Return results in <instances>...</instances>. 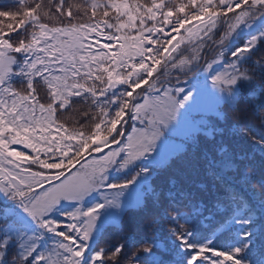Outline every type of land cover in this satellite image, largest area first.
Wrapping results in <instances>:
<instances>
[{
	"label": "snow or ice",
	"instance_id": "snow-or-ice-1",
	"mask_svg": "<svg viewBox=\"0 0 264 264\" xmlns=\"http://www.w3.org/2000/svg\"><path fill=\"white\" fill-rule=\"evenodd\" d=\"M13 3L14 8H0V264H166L157 258V251L181 257L171 264H264V255L250 259L256 247L253 237L258 235L253 217L259 211L264 219V193L259 194L258 207L235 193H226L230 218L226 216L219 228L227 225L231 232L232 226L238 227L223 246L214 238L218 229L208 234L185 227L190 217L179 212L184 201L194 215L210 210L201 212L192 203L191 193L183 190L170 195L176 206L162 213L172 224L168 236L152 234L139 241L125 236L123 240L132 245L130 251L124 242L94 247L105 224L115 219V214L101 210L119 208L122 193L73 211L59 207L62 201L83 203L92 191L104 186L108 168L117 164V158L119 169H129L155 151L164 130L192 97V91L186 92L184 87H164L160 77L169 68L192 71L209 44L216 45L219 52L211 62L205 60L204 70L215 72L213 65L221 61L226 67L211 75L221 93L217 103L228 104L235 121L245 118L240 108L242 90L247 87L248 95L258 100L264 96V85L256 83L257 76L264 80V62L252 59L264 48V0ZM227 56L233 59L229 61ZM249 61L251 66L245 67ZM78 102L89 103L97 113L90 117L93 123L87 130L83 126L70 129L57 119L58 112L71 110ZM252 115L264 123V100L253 106ZM129 119L146 123V127L133 126L122 143ZM217 131L208 127L204 134L212 136ZM244 135L249 133L245 130ZM251 139L264 153V136ZM15 145L31 151L17 150ZM106 148L111 150L88 165L90 173L61 180L84 153H100ZM219 151L227 150L221 147ZM169 155L182 158L179 149ZM166 159L138 166L139 171L132 167L134 175L107 187L125 189L141 176L147 180L152 165L158 168ZM32 165L42 170L33 171ZM226 166H233L231 159ZM43 170L56 171L48 175ZM209 170L215 175L211 166ZM241 179L252 183L248 166ZM257 183L264 185V179ZM45 184L51 186L44 189ZM38 188L44 190L37 192ZM220 206L217 202L213 207ZM57 215L71 222L63 223ZM181 220L183 224L178 222ZM155 223L154 218L149 219L146 227ZM259 235L264 238V226Z\"/></svg>",
	"mask_w": 264,
	"mask_h": 264
},
{
	"label": "trees",
	"instance_id": "trees-1",
	"mask_svg": "<svg viewBox=\"0 0 264 264\" xmlns=\"http://www.w3.org/2000/svg\"><path fill=\"white\" fill-rule=\"evenodd\" d=\"M5 5L9 8L15 7L13 0H0V8L5 7ZM181 33H183V30H181ZM185 47V45H182L181 50H184ZM218 50L219 48L216 45L209 44V46H206L203 49L199 65L195 67L192 74H186L185 76L190 77L198 74L203 69L201 67L202 62L213 58L219 52ZM184 54L186 55L187 51ZM226 59L231 61L233 58L227 56ZM252 59H259L264 62V48H259L253 54ZM251 63L252 61H249L245 67H250ZM167 73L165 76L172 80L182 79L178 69L169 70ZM256 83L264 85V80L257 76ZM242 91L244 96L241 99L240 108L244 110L245 118L241 121H235L232 108L226 103L219 104V115H207L205 118L206 122L203 125L204 129L212 127L218 129V131L212 136L205 135L204 130L196 132L193 135L196 139L195 144H193V136L190 139H184V148L180 150L182 158L177 159L175 155H172L166 163L158 168L153 166L154 172L150 177V187L145 191L142 202L137 206L126 209L118 224H107L104 226L98 237L99 243L95 244L94 247L98 249L124 242L126 251H130L132 245L123 240L125 236H131L137 241L152 234H156L161 238L167 237L168 229L172 224L169 219L163 217L162 213L164 209L176 206L172 204L169 197L180 190L185 193H191L193 197L192 203L198 204L201 212L204 209L210 210L205 212L204 215H194L189 202L187 200L184 201L183 205L179 207V212L190 217V221L185 227L194 228L200 233L208 234H212L214 229H218L214 233V238L220 246H223L227 237L235 235V229L238 226H232L231 232H228L227 225L224 228H219L222 220L229 216L230 196L226 195V193H235L242 200L255 204L257 207L260 200L259 194L264 193V185L257 183L260 179H264V153L259 151L257 145L251 139L252 136H264V123L252 115L253 106L264 100V96H261L258 100L248 95L247 87ZM40 94L43 95V92ZM74 100L80 101L81 98H74ZM85 112L88 113L87 116L84 115ZM96 115L95 109L89 103L78 102L72 106L71 110L63 113L58 112L57 119L65 123L70 129H79L83 126L87 130L93 123L90 117ZM237 124L239 127H236ZM129 126L130 122L124 128L125 133ZM245 130L249 133L248 136L244 135ZM14 147L20 151L29 153L31 151L25 149L22 145H15ZM221 147L227 151L221 153L219 151ZM87 155L89 156L87 152L84 153L83 158H78L79 161ZM241 156H243V159L240 158ZM41 158L47 159L43 155ZM55 159H58V157ZM229 159L233 162L232 167L226 166V162ZM210 166L213 168L215 175H213V171L209 170ZM246 166H248V172L252 178V183L250 184H246L241 179ZM31 167L33 171L42 170L37 165H32ZM71 167L73 166H69L65 170V174ZM43 171L48 175H52L56 170ZM131 175H133V172H131ZM128 178L126 177V180ZM217 202L221 204L219 209L213 207ZM62 208L67 210L66 206H62ZM231 208L235 209V205H231ZM153 218L156 223L151 228H147L148 220ZM253 218L257 220L255 231L258 235L253 237L256 241V247L254 255L250 259L258 260L264 255V238L259 235L261 227L264 226V219H261L259 211L254 213ZM56 219L62 221L66 217L57 215ZM178 222L180 224L184 223L182 220ZM172 243H175V241L173 240ZM157 258H163L166 264H171L173 259L179 260L181 257L171 251H157Z\"/></svg>",
	"mask_w": 264,
	"mask_h": 264
},
{
	"label": "rangeland",
	"instance_id": "rangeland-1",
	"mask_svg": "<svg viewBox=\"0 0 264 264\" xmlns=\"http://www.w3.org/2000/svg\"><path fill=\"white\" fill-rule=\"evenodd\" d=\"M192 23H195V21H193ZM177 39H180V37H177ZM187 54H189L188 51ZM217 54H215L213 58H209L207 61L211 62L214 58L217 57ZM199 63L200 62L192 66L193 70L197 65H199ZM201 67L203 69L198 74L192 75L190 77L185 75L192 74L193 70L188 71L187 68L183 70L177 68L179 70V74L181 75L180 78H182L180 80H172L167 76L160 77L161 81L164 82V87H184L186 92L188 90L192 91V97L189 99V101L186 102L185 108L180 109V115L177 116L176 120L171 122L168 128L164 130L165 135L156 142L155 151H153L147 159L142 158L141 160L136 161V166H130L129 169H119V158H117V164L110 165L108 168V179L105 181L104 186L92 191L90 195L85 197L83 203L77 201H62L59 207L66 206L67 211H73L77 207H87L96 202L103 203L104 197L112 199L113 197H117L118 193H122V195L118 196L120 204L119 208H108L101 210L102 212L109 211L115 214V219L110 220L108 223H106V226L107 224H118L126 209L139 205L143 200L145 191H147L150 187V177L153 174L154 170L152 174L147 178V180H145L144 177L141 176L137 179L134 185H129V187L125 189H112L107 187V184L123 183L126 180V177L128 178V176L131 175V172H133L131 171L132 167H135V171H139L138 166L149 165L154 159L160 160L166 157L167 159L164 162L166 163V161H168V159L172 156L169 155V153L174 152L176 149L182 150L184 148L185 138L190 139L196 132H198L197 129L204 130L203 125L206 122L205 118L207 115H219L218 105L221 103H217V98L221 95V93L219 92L218 87L212 84L211 75H214L215 72L225 71L226 67L223 61L214 64L213 68L215 69V72H212L211 74L208 71L204 70L205 60L202 62ZM169 70L172 69H167V71ZM177 81H179V83ZM189 105H191L190 108ZM129 122L130 126L125 133V137L122 138V143L126 142V136L131 133L133 126H135L137 129L146 127V123L141 124L139 121H133L131 119L128 120V123ZM128 123L124 125V128L128 125ZM111 147L115 148L117 146L112 145ZM110 150L111 149L106 148L103 152H92L91 155H87V158L81 159L75 167H71V169L67 172V174H65L64 177L61 178V180L65 179V177H72L76 173H90L91 167H88L90 162L94 159L99 160ZM153 166L155 165H152V167ZM134 174L135 173L133 172V175ZM54 183L58 184L60 183V181H54ZM50 186V184L45 185L44 189L49 188ZM44 189L38 188L36 189V191L38 190L37 192H42ZM62 222L69 223L71 221L66 218L63 219Z\"/></svg>",
	"mask_w": 264,
	"mask_h": 264
},
{
	"label": "water",
	"instance_id": "water-1",
	"mask_svg": "<svg viewBox=\"0 0 264 264\" xmlns=\"http://www.w3.org/2000/svg\"><path fill=\"white\" fill-rule=\"evenodd\" d=\"M85 158H87V156H86ZM79 162H80V161H79ZM76 164H78V163H76ZM76 164H75V165H76ZM73 167H75V166H73ZM61 178H62V177H61ZM45 185H48V184H45ZM45 185H44V186H45Z\"/></svg>",
	"mask_w": 264,
	"mask_h": 264
}]
</instances>
